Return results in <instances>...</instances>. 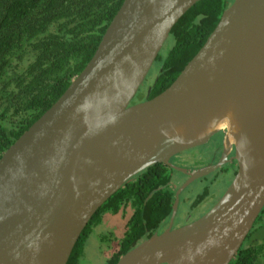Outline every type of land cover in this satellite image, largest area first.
Returning <instances> with one entry per match:
<instances>
[{"label":"water","instance_id":"water-1","mask_svg":"<svg viewBox=\"0 0 264 264\" xmlns=\"http://www.w3.org/2000/svg\"><path fill=\"white\" fill-rule=\"evenodd\" d=\"M200 0H124L65 93L0 159V264H67L95 213L146 168L224 132L237 173L199 219L116 264H230L264 208V0H233L176 80L133 103L174 25ZM149 89L148 93H150Z\"/></svg>","mask_w":264,"mask_h":264},{"label":"trees","instance_id":"trees-1","mask_svg":"<svg viewBox=\"0 0 264 264\" xmlns=\"http://www.w3.org/2000/svg\"><path fill=\"white\" fill-rule=\"evenodd\" d=\"M123 2L0 0V159L84 70ZM232 3L200 0L179 19L152 67L154 80L146 98L156 97L176 80ZM175 191L172 172L164 163L131 178L95 213L67 264H80L86 239L105 214L128 213L118 251L105 263L116 264L168 221ZM208 193L205 189L195 204ZM230 264H264V208Z\"/></svg>","mask_w":264,"mask_h":264},{"label":"rangeland","instance_id":"rangeland-1","mask_svg":"<svg viewBox=\"0 0 264 264\" xmlns=\"http://www.w3.org/2000/svg\"><path fill=\"white\" fill-rule=\"evenodd\" d=\"M151 70L153 71V68ZM152 71H150V73ZM150 73L146 77L139 92H145L146 89H148V85L154 80V75H152L153 73L151 74L152 76ZM139 92L135 96L133 103L139 96ZM220 139L221 138L219 136H215L212 137L211 141L205 145L184 151V160L186 163L191 162L193 165H196L206 161L209 158H212L214 155L216 141ZM234 170H236V167L235 169L231 166L224 167V169H219L213 175L195 181L184 193V197H187L188 199L186 200V205L184 207L182 205V207L185 208V210H188L190 205L189 203L197 199V197L203 193L205 189L209 190L210 195L200 206V211H203L212 204L216 203L222 197L234 179ZM170 172L173 173L174 171ZM179 174L180 173L174 172V175H176L180 180L182 177ZM217 177L219 180L213 185L212 182H214ZM128 218V213L124 216L105 214L103 220L92 229L91 233L86 239L80 259V264H105L108 259H110L113 254L118 251L119 239L123 236Z\"/></svg>","mask_w":264,"mask_h":264},{"label":"flooded vegetation","instance_id":"flooded-vegetation-1","mask_svg":"<svg viewBox=\"0 0 264 264\" xmlns=\"http://www.w3.org/2000/svg\"><path fill=\"white\" fill-rule=\"evenodd\" d=\"M149 95V93L147 92V94L144 95V97L142 96L139 100H136L135 102H139L141 100H144L147 96ZM215 136H219L221 139L216 141V146H215V150H214V155L212 158L207 159L206 161L200 163V164H196L193 165L191 162L186 163V161L184 160L183 157V152L173 156L170 159V162L172 164L177 165L179 168H183L185 170H187V172H183L181 170L178 169H174L173 167L167 165V167L170 169V171H174L177 173H180L179 175L182 177L180 180L178 179V177L176 175H174V172L172 173V179H173V183L176 187V191H175V200H176V192L177 190L183 186L189 179H190V174L189 172H194L195 170H199L203 167L206 166H210V165H214L216 164L221 156H222V152H223V141H224V132H219L218 134L214 135ZM217 138V137H216ZM212 139V138H211ZM211 141V140H210ZM234 155H235V150H233L229 156L230 161L225 164L224 166L216 169L215 171L211 172L210 174L203 176L195 181H198L200 179H204L205 177H208L210 175H213L215 172H217L219 169H224V167H235L238 169V165H237V161L234 159ZM166 165V164H164ZM235 171V170H234ZM237 173V172H236ZM236 173L234 174V176L236 175ZM179 176V177H180ZM219 178L217 177L216 180H214V182H212V184H216L218 182ZM193 181L192 183H190L180 194V199H179V207H178V211L175 215V218L172 221V215L171 217L168 219V221H166L163 225V227L161 229H158V232H162L164 230H166L167 228H169L170 226H172V229L175 228H179L182 227L186 224H189L197 219H199L201 216H203L207 211H209L214 205L212 204L210 207L204 209L203 211H200V206L205 202V200L209 197L210 193H208L207 197L204 198L200 203H196V199L189 203V208L188 210H185V208H183L186 205V200L188 199L187 197H184V193L187 191V189L195 182ZM175 202V201H174ZM174 205V204H173ZM183 205V207H182ZM202 208V207H201ZM173 214V212H172Z\"/></svg>","mask_w":264,"mask_h":264}]
</instances>
